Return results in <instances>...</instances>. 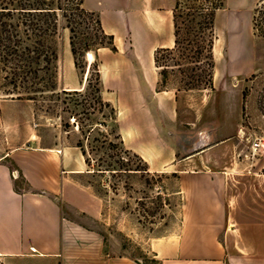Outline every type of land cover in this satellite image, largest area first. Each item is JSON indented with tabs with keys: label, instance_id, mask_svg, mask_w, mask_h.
<instances>
[{
	"label": "rangeland",
	"instance_id": "obj_1",
	"mask_svg": "<svg viewBox=\"0 0 264 264\" xmlns=\"http://www.w3.org/2000/svg\"><path fill=\"white\" fill-rule=\"evenodd\" d=\"M263 4L261 0H229L220 13L215 25L219 88L183 89L180 75L168 74L167 89L179 91L177 120H172L170 129L176 153L172 161H146L149 173L135 170L143 168V163L132 149L121 146L118 127L120 123L141 125V112L145 107L153 112L154 99L148 92L140 97L119 88L97 91L101 89L96 83L97 42L111 40L96 32L95 14L76 18L80 24H73L74 34L65 21L59 22L45 40L54 53L48 71L40 62L37 75L16 79V87L10 74L5 78L6 73L0 72V100L13 101L19 142L30 136L36 145L80 144L85 152L81 171L66 174L63 183L62 205L69 217L99 230L106 243H120L131 255L150 261L149 241L176 233L181 225L185 197L179 192L178 170L212 169L227 174L229 220L237 221L238 228H252L254 234L264 233V35L253 28L255 10ZM71 41L78 48L77 64ZM83 46L89 49L82 56ZM242 46L251 61L249 69L225 75L229 58L223 50ZM108 47L115 53L113 43ZM69 62L82 82L75 90L67 87ZM157 90H161L159 83ZM99 97L109 101L114 114L99 105ZM255 141L260 145L254 147Z\"/></svg>",
	"mask_w": 264,
	"mask_h": 264
},
{
	"label": "crops",
	"instance_id": "obj_2",
	"mask_svg": "<svg viewBox=\"0 0 264 264\" xmlns=\"http://www.w3.org/2000/svg\"><path fill=\"white\" fill-rule=\"evenodd\" d=\"M228 1L216 11L214 25ZM82 6L97 15L116 49L115 53L108 46L98 50L101 93L119 88L131 96L144 97L148 92L154 99L153 112L142 110L141 125L120 123L123 146L146 164L172 161L176 150L170 129L172 120H177L179 91H155L160 78L154 52L173 45L174 0H83ZM217 39L213 88L221 86ZM223 51L229 58L225 75L249 69L246 47ZM65 70L68 89H78L82 82L70 62ZM13 107L12 100H0V264H264V233L254 234L252 228H238L237 221L229 220L227 174L212 169L178 170L179 192L185 197L181 225L176 233L149 241L150 261L131 255L120 243H106L99 230L69 217L62 205L66 174L83 168L80 148L63 142L36 145L30 136L19 142Z\"/></svg>",
	"mask_w": 264,
	"mask_h": 264
},
{
	"label": "trees",
	"instance_id": "obj_3",
	"mask_svg": "<svg viewBox=\"0 0 264 264\" xmlns=\"http://www.w3.org/2000/svg\"><path fill=\"white\" fill-rule=\"evenodd\" d=\"M224 2L225 0H174L173 45L159 47L154 53L161 89L168 88L167 76L174 73L180 75L183 89L213 88V44L216 38L214 18ZM82 3L83 0H0V72L6 73L5 78L10 74L16 87V79L26 80L29 75H37L40 62L43 61L45 65L42 69L48 71L54 53L45 45V40L55 33L61 20L65 21V27L74 34L76 27L73 24H80L76 18L94 15L85 10ZM95 23L96 32L111 40L109 43L98 41V47L111 45L113 37L104 33L97 15ZM253 28L264 35V4L255 10ZM94 37L97 35L94 34ZM71 45L77 64L78 48L74 41H71ZM88 49L89 47L83 46L79 51L83 52V56ZM92 58V52H88V59ZM33 64L38 67L33 68ZM95 70L96 83L99 85L98 69ZM86 83H90L88 76ZM97 91H100L99 87ZM97 101L100 106L110 108L114 114V109L108 102L100 97ZM119 140L124 148L120 136ZM82 154L85 152L82 151ZM140 160L143 168L135 170L149 173L147 164L141 158Z\"/></svg>",
	"mask_w": 264,
	"mask_h": 264
},
{
	"label": "built area",
	"instance_id": "obj_4",
	"mask_svg": "<svg viewBox=\"0 0 264 264\" xmlns=\"http://www.w3.org/2000/svg\"><path fill=\"white\" fill-rule=\"evenodd\" d=\"M260 145V142L259 141H255L254 143H253V146L254 147H257V146H259Z\"/></svg>",
	"mask_w": 264,
	"mask_h": 264
}]
</instances>
